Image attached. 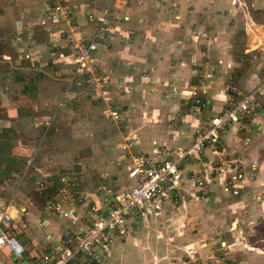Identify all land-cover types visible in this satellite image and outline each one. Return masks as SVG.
I'll use <instances>...</instances> for the list:
<instances>
[{"label": "crops", "instance_id": "1", "mask_svg": "<svg viewBox=\"0 0 264 264\" xmlns=\"http://www.w3.org/2000/svg\"><path fill=\"white\" fill-rule=\"evenodd\" d=\"M67 2L76 13L79 33L88 39L98 31L100 18H106L97 60L107 77L95 96L80 95L68 105L74 99L65 94L62 105L48 110L49 92L60 90L58 97L67 87L79 90L77 80L84 77L82 72L74 75L76 62L66 39L69 26L63 20L41 23L48 0H0V29L12 22L18 34L12 37L14 56L4 53L5 60H0V210L10 212L4 229L25 253L16 262L2 245L0 264H27L26 259L60 247L65 229H86L97 213L91 205L105 212V195L116 202L135 183L125 159L128 152L152 156L162 145L188 147L196 126H206L226 106L220 87L226 76L216 77L215 68L221 73L238 69L244 90L258 85L264 90V22L256 20L264 12V0ZM215 54L217 64L210 60ZM208 65L214 71L209 77L215 75L217 82L214 89L208 85L198 90L204 103L198 112L190 90ZM174 73L175 80L170 78ZM49 79L55 82L53 90L43 92L34 84L45 87ZM167 83H174L180 95L165 94ZM134 84V91H125ZM29 95L32 107L24 104ZM109 104L119 110L118 119L108 114ZM63 125L64 138L53 139ZM130 141L129 149H123ZM214 157L224 170L209 163ZM182 172L183 200L163 204L159 213L129 210L127 233L112 240L98 264L264 260V248L255 245L264 238L257 233V241L250 239L257 231L251 228L264 221V109L231 121L220 130L217 144L201 155L185 156ZM66 173L79 184L65 185L61 177ZM49 200L61 208L48 207Z\"/></svg>", "mask_w": 264, "mask_h": 264}, {"label": "built area", "instance_id": "2", "mask_svg": "<svg viewBox=\"0 0 264 264\" xmlns=\"http://www.w3.org/2000/svg\"><path fill=\"white\" fill-rule=\"evenodd\" d=\"M50 7L47 10L46 18L41 22L48 24L58 21H66L69 26L66 39L70 45V50L76 67V72H82V80H77L86 85L85 96H95L101 86V82L107 75L102 71V67L97 60V49L99 43V32L105 29L106 18H100L98 31L90 39L84 38L79 33L80 26L73 19V8L67 0H49ZM194 86H191L190 96H192L201 112L204 103L198 97V90L205 91L208 86L207 74L199 72ZM175 74L170 78L175 80ZM172 80V81H173ZM149 81V80H148ZM207 83V84H206ZM168 91L178 94L179 88L174 83H167ZM261 88V87H260ZM255 89L248 93L233 88V91L223 89L226 98V106L216 115L212 116L209 123L204 126L198 124L193 133V145L191 148L159 146L152 156L129 153L125 157L129 162L130 175L135 183L122 197L117 198L116 202H110L109 196H104L107 203L105 212H98V209L91 205V210L96 211L91 224L84 230L68 228L61 236L60 247H52L46 250L40 257L26 259L27 264H98L105 260L113 239L124 236L127 233L125 226V215L134 208L150 213H159L163 204H179L185 196L182 159L191 153L202 154V151L215 146L220 137V130L229 125L231 121H242L248 115L255 114L263 110L264 90ZM80 90L68 88L66 94L71 95V99L78 98ZM111 101L110 99L108 100ZM63 103V102H61ZM107 112L112 119L119 118V110L112 104L107 107ZM195 113V112H191ZM47 122L46 124H49ZM131 143L123 145V149H129ZM212 166L220 167L224 170V165L220 158L214 157L208 160ZM232 162L225 163L229 165ZM236 167V165H234ZM235 177V176H234ZM65 185L75 187L79 184L78 179L71 173H66L61 177ZM233 193H238V189H233ZM73 198L72 196L70 197ZM54 206L61 208L60 203L48 201V207ZM12 219L7 208L0 210V246L6 245L18 259L23 254L24 248L12 235L11 231L5 230L3 223H8Z\"/></svg>", "mask_w": 264, "mask_h": 264}, {"label": "rangeland", "instance_id": "3", "mask_svg": "<svg viewBox=\"0 0 264 264\" xmlns=\"http://www.w3.org/2000/svg\"><path fill=\"white\" fill-rule=\"evenodd\" d=\"M25 0H21V2H24ZM49 1V0H48ZM50 3V2H49ZM15 7H17V5L15 6ZM74 11V10H73ZM17 14H18V12H17ZM27 18V17H26ZM256 18V17H255ZM17 19V17H15V19H14V17L12 18V20L15 22V20ZM73 19L79 24V22H78V20H77V17H76V13H75V11H74V14H73ZM251 19V18H250ZM256 20H258L259 22H264V12L263 11H261L258 15H257V18H256ZM244 22H245V20H244ZM25 24H27V23H25ZM258 24V23H257ZM21 25H24V23H22ZM259 25V24H258ZM24 27V30L26 31L27 30V27L24 25L23 26ZM67 33V32H66ZM67 35V34H66ZM0 60H5V58L6 57H4L3 56V54L5 53V54H8V55H10V56H14V50H13V47H11V44H12V37L13 38H15V39H17V37H18V34H16L15 32H14V28H13V24H12V22L11 23H8V24H6V26H5V28H2V29H0ZM84 38H86V36L84 35ZM206 44H207V46H208V43L206 42ZM253 47V46H252ZM260 47H262V46H260ZM259 47V48H260ZM254 48V47H253ZM257 52H259V50H257ZM243 53V52H242ZM255 53V52H254ZM243 55H244V53H243ZM249 55V54H248ZM258 57H260V55L258 54ZM210 60H212V61H214L216 64L218 63L217 61H218V56L215 54L214 56H212V58H211V56H210ZM8 61V60H7ZM1 64H2V62H1ZM203 67H205V65L203 66ZM233 67H235V66H233ZM232 68H230L229 70H227V71H225L224 73H221L220 71H218V68H215V75H216V77H218V78H220L222 75H225L226 76V78H225V80L223 81V83L221 84V89H228V87L230 88V90L231 91H233V88H236L237 90H239V91H242L243 93H248V92H250V90H244L242 87H241V85H240V83L238 82V73H240L239 71H238V69L237 70H235V72H233V70H231ZM211 69H210V65H208V68L203 72V73H206L207 74V76H210L214 71L212 70V73H211V71H210ZM232 73H234L233 74V77H231V76H229V75H231ZM235 73L237 74L236 76H235ZM76 74V73H75ZM74 74V75H75ZM174 74H176V73H174ZM214 75V74H213ZM215 75H214V78H216L215 77ZM73 76V75H72ZM31 77V75H27V79L28 78H30ZM34 77V76H33ZM227 77H229V78H227ZM213 77L212 78H210V77H207V83H208V85H212V87H213V89H214V86H215V84H216V82H217V80H215ZM174 79H176V77L174 78ZM40 80V79H39ZM49 80H51V81H49V83L44 87V86H41L40 84H38V83H34L35 85H37V86H40L39 88H40V90L41 91H43V92H46L47 91V89H49V90H53V86L55 85L54 83L55 82H53V79H49ZM149 82V81H148ZM211 82V83H210ZM60 83V82H59ZM206 83V84H207ZM54 84V85H53ZM47 86H48V88H47ZM85 87H86V85L82 82V84H81V88H79V95H78V98L76 99V100H68L67 101V103H68V105L72 102V103H74L75 101H78V99L80 98V95H84L85 96ZM138 87V85H135L134 84V87L132 86V85H126L125 86V89H127V90H125L126 92H128V93H131L132 91H134L136 88ZM167 87V86H166ZM259 88H260V85H258V86H256L255 88H253V89H251V90H255V89H258L259 90ZM43 89V90H42ZM261 89H263L262 87L260 88V90ZM59 91L60 90H57L56 88H54V91L53 92H49V95L50 96H52L51 98H50V102H49V104L47 105L48 106V108H47V106H46V109H48L49 110V108H51V109H53V108H55L56 107V103H58V105L60 104V105H62V97H64V95L66 94V92L68 91V87L66 88V89H63V93H62V96L60 95V96H58V97H56L57 95H59ZM164 93L165 94H167L168 93V87H167V89H165L164 88ZM178 95H180V93H178V94H172V93H170V96H178ZM167 96V95H166ZM88 96H86V98H87ZM264 101V100H263ZM24 103V102H23ZM64 103V102H63ZM24 104H27V106L28 107H32V105L34 106V104H35V102H34V100H33V98L29 95L27 98H26V100H25V103ZM264 107V106H263ZM50 109V110H51ZM264 109V108H263ZM49 112V111H48ZM48 120V119H47ZM46 120H44V122H45ZM50 121V120H49ZM45 124V123H44ZM51 126V125H50ZM53 128V127H52ZM64 130H65V126L63 125V129L62 130H60V128H59V130L57 129V130H55V134L53 135V139H62V138H64ZM41 135V134H40ZM131 142H134V141H130V143ZM83 147H86V145L85 146H83ZM66 148H68V147H66ZM237 170H239V168L237 169ZM238 173V172H237ZM238 175V174H237ZM258 223H260V224H258V225H255V227H252L251 229H256L257 231L255 232L256 233V236H253L252 238H250L251 239V241H257V238L258 237H262V238H264V221H261V220H258ZM257 233L260 235V236H257ZM255 245L256 246H258L260 249L262 248H264V240H262V241H257L256 243H255ZM225 246V245H224ZM23 255H25V253H23ZM254 264H264V260L263 259H261V260H255V262H254Z\"/></svg>", "mask_w": 264, "mask_h": 264}, {"label": "water", "instance_id": "4", "mask_svg": "<svg viewBox=\"0 0 264 264\" xmlns=\"http://www.w3.org/2000/svg\"><path fill=\"white\" fill-rule=\"evenodd\" d=\"M11 257H12V258H15V261H16V262L18 261V257H15V254H14V253L11 255Z\"/></svg>", "mask_w": 264, "mask_h": 264}, {"label": "bare ground", "instance_id": "5", "mask_svg": "<svg viewBox=\"0 0 264 264\" xmlns=\"http://www.w3.org/2000/svg\"><path fill=\"white\" fill-rule=\"evenodd\" d=\"M192 145H193V141H192V143L188 147H185V148H191Z\"/></svg>", "mask_w": 264, "mask_h": 264}]
</instances>
